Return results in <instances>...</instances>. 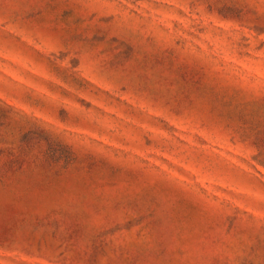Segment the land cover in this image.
<instances>
[{"label":"rangeland","instance_id":"1","mask_svg":"<svg viewBox=\"0 0 264 264\" xmlns=\"http://www.w3.org/2000/svg\"><path fill=\"white\" fill-rule=\"evenodd\" d=\"M0 264H264V0H0Z\"/></svg>","mask_w":264,"mask_h":264}]
</instances>
